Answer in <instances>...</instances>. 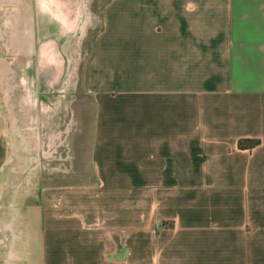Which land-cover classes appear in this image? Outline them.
Returning a JSON list of instances; mask_svg holds the SVG:
<instances>
[{
    "label": "crops",
    "instance_id": "crops-1",
    "mask_svg": "<svg viewBox=\"0 0 264 264\" xmlns=\"http://www.w3.org/2000/svg\"><path fill=\"white\" fill-rule=\"evenodd\" d=\"M99 15L82 78L98 185L45 190L34 222L0 202V264H264V0Z\"/></svg>",
    "mask_w": 264,
    "mask_h": 264
},
{
    "label": "rangeland",
    "instance_id": "rangeland-1",
    "mask_svg": "<svg viewBox=\"0 0 264 264\" xmlns=\"http://www.w3.org/2000/svg\"><path fill=\"white\" fill-rule=\"evenodd\" d=\"M102 3L0 0V202L17 223L37 219L45 190L98 185L88 159L94 104L82 78Z\"/></svg>",
    "mask_w": 264,
    "mask_h": 264
},
{
    "label": "trees",
    "instance_id": "trees-1",
    "mask_svg": "<svg viewBox=\"0 0 264 264\" xmlns=\"http://www.w3.org/2000/svg\"><path fill=\"white\" fill-rule=\"evenodd\" d=\"M254 144H255V142H251V144H249V145H247L248 147H252V146H254ZM243 145V143H240L239 144V146H242Z\"/></svg>",
    "mask_w": 264,
    "mask_h": 264
}]
</instances>
